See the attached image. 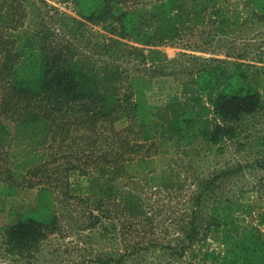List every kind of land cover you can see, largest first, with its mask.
I'll return each mask as SVG.
<instances>
[{
	"label": "trees",
	"instance_id": "trees-1",
	"mask_svg": "<svg viewBox=\"0 0 264 264\" xmlns=\"http://www.w3.org/2000/svg\"><path fill=\"white\" fill-rule=\"evenodd\" d=\"M59 1L75 4L82 21L70 22L106 31L108 42L97 47L102 58L61 34L71 18L49 14L56 9L45 0H0V231L19 251L60 232L65 217L78 213L69 209L72 200L85 229L102 219L130 227L145 213L124 180L157 183L156 157L170 161L166 156L179 149L232 139L234 124L264 107V53L252 64L187 55L189 65L177 68L157 49L205 25L210 14L221 23L236 18L218 8L221 0ZM242 4L264 21V0ZM124 52L153 71L124 68L117 63ZM161 95L160 104L148 101ZM104 134L108 149L97 153ZM13 144L25 150V167L11 166ZM230 177L229 170L217 172L194 190L179 254L196 243L203 224L198 241L222 247L206 250L212 264H264V234L253 225L238 228L239 202L219 198Z\"/></svg>",
	"mask_w": 264,
	"mask_h": 264
},
{
	"label": "rangeland",
	"instance_id": "rangeland-1",
	"mask_svg": "<svg viewBox=\"0 0 264 264\" xmlns=\"http://www.w3.org/2000/svg\"><path fill=\"white\" fill-rule=\"evenodd\" d=\"M45 1L57 10H51L49 14L59 12L71 18L66 21L70 24H65L64 32L59 33L75 42L81 52L102 58L97 47L108 42L106 31L97 25L87 23L80 26L70 22L73 19L82 21L72 2ZM218 8L228 16L237 13V17H229L221 23V18L210 14L205 25L182 32L180 37L164 42L157 49L166 58L175 60L177 68L189 65L187 55L248 64L257 62L264 53V21L251 17L242 0H221ZM58 23L62 20L55 22L59 30ZM124 54L117 63L122 62V66L129 67L131 71L147 72L148 66H138L126 52ZM153 68L150 66L149 72ZM260 90L264 101V87ZM165 99L162 95L148 96V101L153 104H160ZM234 127L238 133L232 139H223L216 145L203 142L179 149L172 158L171 155L166 156L170 161H166L164 156L156 157L153 168L157 183L149 178L140 182L124 180L126 189L133 188L140 195L145 213L143 219L131 222L130 227L123 228V221L102 219L93 228L85 229L79 218L81 210L72 200V208L69 209L78 213L71 214L70 219L65 217L60 232L47 236L34 249L19 251L12 248L0 231V264H212L211 257H205L206 250L217 254L222 252V247L208 239L198 241L205 233L203 224L196 228L197 241L193 240L196 243L185 247L182 255L179 247L187 244L186 222L192 212L194 190L212 174L225 170L230 171L231 177L225 180L222 195L218 193L219 198L239 202L234 215L238 228L253 225L264 234V107ZM109 142L107 134H104L96 141L95 151L99 153L108 149ZM25 149L29 150V147ZM20 150L22 148L11 145L10 152L14 156H9V161L14 168L23 163L25 167L29 163L23 155L25 150L23 153ZM243 204H249L251 210ZM99 258L103 263L97 261Z\"/></svg>",
	"mask_w": 264,
	"mask_h": 264
}]
</instances>
